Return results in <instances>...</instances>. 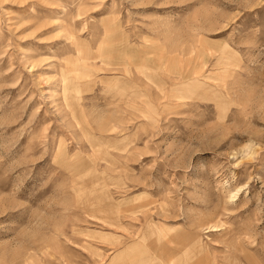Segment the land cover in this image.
I'll return each mask as SVG.
<instances>
[{
  "label": "rangeland",
  "instance_id": "1",
  "mask_svg": "<svg viewBox=\"0 0 264 264\" xmlns=\"http://www.w3.org/2000/svg\"><path fill=\"white\" fill-rule=\"evenodd\" d=\"M0 264H264V0H0Z\"/></svg>",
  "mask_w": 264,
  "mask_h": 264
}]
</instances>
